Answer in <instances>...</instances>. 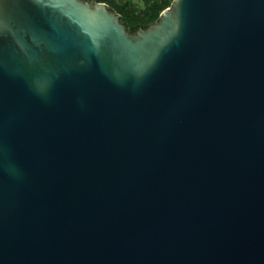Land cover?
Segmentation results:
<instances>
[{
  "label": "water",
  "instance_id": "1",
  "mask_svg": "<svg viewBox=\"0 0 264 264\" xmlns=\"http://www.w3.org/2000/svg\"><path fill=\"white\" fill-rule=\"evenodd\" d=\"M0 264H264V0H0Z\"/></svg>",
  "mask_w": 264,
  "mask_h": 264
},
{
  "label": "trees",
  "instance_id": "2",
  "mask_svg": "<svg viewBox=\"0 0 264 264\" xmlns=\"http://www.w3.org/2000/svg\"><path fill=\"white\" fill-rule=\"evenodd\" d=\"M94 1V0H92ZM106 2L109 7L121 15L127 29L135 33L141 28H147L151 23L158 21L163 10L170 7L174 0H147L149 6L143 11L129 2L119 3L117 0H96Z\"/></svg>",
  "mask_w": 264,
  "mask_h": 264
},
{
  "label": "rangeland",
  "instance_id": "3",
  "mask_svg": "<svg viewBox=\"0 0 264 264\" xmlns=\"http://www.w3.org/2000/svg\"><path fill=\"white\" fill-rule=\"evenodd\" d=\"M94 1H96V0H94ZM117 2H119V3H126V2L132 3L137 7V9L139 11H143L144 9H146L149 6V1H147V0H117Z\"/></svg>",
  "mask_w": 264,
  "mask_h": 264
}]
</instances>
